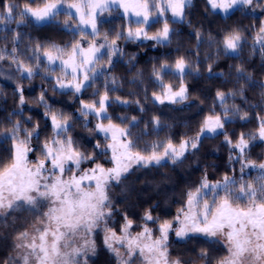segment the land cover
<instances>
[{
    "label": "snow or ice",
    "instance_id": "obj_1",
    "mask_svg": "<svg viewBox=\"0 0 264 264\" xmlns=\"http://www.w3.org/2000/svg\"><path fill=\"white\" fill-rule=\"evenodd\" d=\"M33 4L34 0H25L22 5L4 0L0 6V26H3L0 31L13 33L11 49L0 48V61H10L21 79L31 81L42 73L41 79L50 83L54 93L75 98L79 102L76 119L82 121L95 143L92 152L82 150L71 134L73 114L54 109L45 88L41 89L36 102L44 108L45 126L51 133L41 140V124L33 122L31 115L24 117V88L16 84L18 108L9 113L8 126L0 123V147L5 143L9 145L4 149L9 154L8 162L0 165V227H15L18 212H27L35 220L31 230L25 228L16 233L14 254H9L3 264H90L98 252L95 240L98 230L103 232V246L116 264H136L137 260L140 264H188L179 256H171L170 233L180 240L203 236L208 241L219 242L217 238L222 236L227 255L216 264H264V162L253 161L248 155L257 141L264 144V115L256 112V130L240 132L235 140L225 131L226 124L236 119L250 122L249 111L236 104L229 105L230 98L239 96L247 103V91L259 88L261 100L249 104V108L264 111V80L257 81L243 61L230 65L229 75L233 70L235 73L234 87L217 88L213 107L200 121L194 135L185 134L178 141L166 135L141 148L144 136L153 133L158 136L171 125L164 123L159 115H152L146 122L135 115L118 116L117 123L109 114L113 104L131 103L139 112H146L145 103L139 99L110 96L122 87L120 78L113 73L114 58L124 55L119 41L147 40L166 47L175 32L171 23L186 20V9L191 7L192 0H41L40 4ZM207 4L213 12L226 16L244 8L252 11L260 8L264 13V0H207ZM113 7L122 9L126 24L111 34L101 32L98 18ZM62 14L66 19L60 21L58 17ZM26 22L55 23L70 33L72 39L64 44L29 41L26 58L21 59L22 34L8 29V25L16 24L19 28ZM154 24L161 27L150 34L149 29ZM195 36L199 44L202 40L199 29ZM0 38L7 40V36ZM246 39L238 27L226 31L219 41L209 34V44L217 48L216 58L207 66L209 78L225 76L223 72H214L213 64L221 54L240 60ZM257 45L264 57V20L254 36L253 51ZM142 75L137 71L130 83L142 82ZM168 75L178 79L179 85L166 82ZM200 75L198 62L184 55L153 64L151 77L157 90L151 93V102L184 104L191 99L186 78ZM98 82H102L100 86ZM228 82L225 79V83ZM89 89H93L92 99L85 101L81 97ZM148 100L145 89L144 101ZM216 104L220 112L215 110ZM13 116L20 118L13 120ZM89 117L96 121L92 128H89L92 122ZM133 129H139V133L134 134ZM219 135H223L229 147L230 163L240 164L239 178L235 169L233 174L225 173L216 181H210L205 173L194 188L186 191L182 206L171 220H161L148 208L141 217L138 232L132 231L136 222L126 212L119 233L109 226L116 211L110 195L113 185L124 184L140 169L182 164L189 153L199 150L204 139ZM99 137H103V143ZM37 152L35 159L29 158ZM101 156L112 166L105 167L98 162ZM89 162L91 167L82 168ZM251 169L257 170L258 175L245 179L246 170ZM198 258L209 264L208 249L201 248Z\"/></svg>",
    "mask_w": 264,
    "mask_h": 264
},
{
    "label": "trees",
    "instance_id": "obj_2",
    "mask_svg": "<svg viewBox=\"0 0 264 264\" xmlns=\"http://www.w3.org/2000/svg\"><path fill=\"white\" fill-rule=\"evenodd\" d=\"M14 2L22 5L25 0H14ZM40 2L41 0H34L33 6L40 4ZM3 3L4 0H0V6ZM0 11H2V7H0ZM110 13V16L108 12V17L102 18L98 23L101 32L109 31L111 34L126 24L120 13L114 9H111ZM186 14L187 18L182 23H171L170 21L175 32L171 37V43L166 47L155 45L153 41H119L124 55L114 58L113 73L120 78L122 87L115 93H110V96L119 95L129 100L139 99L142 103H145L146 112H139L137 106L131 103L128 105L113 104L109 108V114L113 116L114 120L118 116L131 117L135 115L144 122L150 120L152 115H159L164 123L171 125V128H165L158 136L155 133L144 136L140 142L141 148L146 147L153 140L164 139L166 135H172L177 141L185 134L194 135L198 130L200 121L205 115L209 114L210 109L213 107L217 88L227 90L234 87L233 78L235 73L233 70L231 75H229L230 65L234 66L243 61L245 67L252 72L257 81L264 80V57L261 56L258 45L256 50L253 51L254 36L259 29L261 20H264V13H262L260 8H256L255 11L244 8L231 12L226 16L218 11L213 12L207 4V0H192V5L186 9ZM65 19L66 16L63 14L58 17L60 21ZM189 22H191V26H189ZM159 27H161L160 24H154L149 29L150 34ZM235 27L242 29L247 38L240 53V60L228 58L221 54L219 60L213 64V70L214 72H223L225 76L209 78L207 66L217 56L216 46L214 44L210 45L208 42L209 34L211 33L216 38V41H219L226 31ZM8 29H15L22 34V42L19 47L21 59L26 58V50L30 46L29 41H39L41 43L55 41L59 44H64L72 39L70 33L65 32L55 23L36 24L34 22H26L20 25L19 28H17L16 24L8 25ZM196 29H199L202 33V40L199 44L195 36ZM12 35L11 31H0V37L7 36V40L0 38V48L7 46L9 50L11 49ZM178 55H184L199 64L201 75L199 77L189 76L185 80L191 99L184 104L178 105L167 103L165 105L153 104L150 99L151 93L157 90V86L151 77L153 64H158L165 59L172 61ZM133 56H135V59H131ZM129 60H131V63L128 62ZM137 71L143 74L142 82L138 81L136 84H132L130 81ZM41 76L42 73L36 75L31 81L21 79L20 74L15 70V66L10 64V61H0V123L8 126L9 113L18 108V95L15 92V88L16 84L20 83L24 88L26 99L24 117L31 115L33 122H40L43 129L41 140L46 135H50L51 129L45 126V118L42 115L44 108L36 102L41 89L45 88L47 89L49 104L54 109L73 114L74 127L71 134L80 143L82 150L92 152L95 140L88 130L83 127L82 121L76 119L78 115L76 109L79 107V102L71 97L70 94L61 95L58 92L54 93L50 83L42 80ZM225 79H228L229 82L225 83ZM165 80L174 86L179 85V80L171 75L166 76ZM101 83L98 82L97 86H100ZM145 89H147L149 96L147 102L144 101ZM92 91L93 89L87 90L82 94L81 98L85 101L92 99ZM129 93H134V95H129ZM260 93L261 89L259 88L248 90L246 93L248 97L247 103L239 96L228 100L229 105H239L250 113V122L236 119L234 122L226 124L225 131L233 140L240 132L248 133L256 130L255 113L260 112L261 115H264V111H261V108L250 109L249 104L260 102ZM215 110L217 112L221 111L218 104H216ZM19 118L16 116L12 117L13 120ZM89 119L92 121L89 124V128H92L95 120L92 117H89ZM115 122L119 123L118 120H115ZM143 126L142 122L140 128L142 129ZM133 133L138 134L139 129H133ZM99 139L103 143V137H99ZM33 143L35 144L36 142L34 141ZM256 145L250 149L248 155L251 160L259 162L264 157V149L263 144L259 141L256 142ZM7 147H9L7 143L0 147V165L8 162L9 154L4 150ZM37 154L38 152L34 153L35 156ZM229 155V147L224 143L223 135H219L214 138L204 139L199 150L195 154L189 153L188 158L182 164L171 165L169 163L165 167H152L151 169L135 171L124 184L113 185L110 190L116 211L109 222V226L119 233L120 225L123 223V213L126 212L136 222L132 231L138 232L140 230L138 225L141 223V217L144 210L148 208H152L153 215L159 216L161 220H171L176 215L178 208L182 206L186 191L194 188L205 173H207L210 181H216L221 179L225 173L233 174L232 170L235 169V175L239 178L240 164L235 161L230 163ZM98 162L104 166L110 164L109 160L103 156L99 157ZM86 165H91V163L89 162ZM257 175L258 172L255 169L246 170L245 179L255 178ZM125 184L128 186L127 189L124 187ZM157 204H159V207H155ZM23 218L28 224L32 219L28 214L24 215ZM150 226L155 228V225ZM9 228L11 227H8L7 230ZM12 229L9 232L11 235L5 230L0 234V237H4L5 240L11 238L19 229V223L15 224ZM97 232H99L100 240L96 243L98 252L90 260V264H116L115 259L102 245L103 232L99 230ZM218 243L208 241L201 236L189 237L184 240L169 237V251L172 256H179L188 264H193V262L197 264L201 262L198 258L199 250L207 248L210 257L209 264H216L219 253L225 251V247L220 246ZM2 255L3 252L0 253V262L2 261ZM136 264H140L139 260L136 261Z\"/></svg>",
    "mask_w": 264,
    "mask_h": 264
},
{
    "label": "rangeland",
    "instance_id": "obj_3",
    "mask_svg": "<svg viewBox=\"0 0 264 264\" xmlns=\"http://www.w3.org/2000/svg\"><path fill=\"white\" fill-rule=\"evenodd\" d=\"M115 10L116 12H118V13H120V15H122V9H118V8H116V7H113L112 8V10ZM111 11V10H110ZM110 11H109V16H110ZM219 12V11H218ZM221 14H224V13H222V12H220ZM169 16H170V13L168 14ZM123 16V15H122ZM104 17H108V12H105V13H103L99 18H98V23H99V21L102 19V18H104ZM108 19V18H107ZM110 19V18H109ZM133 27H134V25H133ZM122 28H119V29H116V31H118V30H121ZM145 41H147V40H145ZM122 42V41H121ZM125 42V41H124ZM120 44V43H119ZM95 122L96 121H94L93 122V124H95ZM263 149H264V144H263ZM35 155L34 154H30V159H35ZM259 162H264V157H263V159L261 160V161H259ZM258 162V163H259ZM92 165H86V164H84V165H82V168H89V167H91ZM112 165H111V163L109 164V165H107V166H105V167H111ZM26 214H28V215H30L31 217H32V219H31V221H29V224H28V222L27 221H25L24 220V215H26ZM16 215V220H15V224L17 225L18 223H19V229L16 231V233L17 232H19V231H23L25 228H28L29 230H31V224L34 222V220H35V217L34 216H32L31 214H29V213H27V212H18L17 214H15ZM10 222H11V218H10ZM8 228V227H7ZM7 228H4V227H0V234H2L3 233V231H5V230H7ZM13 227H11V228H9L8 230H7V232H8V234L9 235H11V233H9V232H11L13 229H12ZM158 234V233H157ZM16 234H13V236L11 237V238H9V239H6L5 240V238L4 237H0V253H2L3 252V257H2V261L0 262V264H3V261L9 256V254H14V251H13V238H14V236H15ZM169 237H174V238H176V236H175V234L174 233H170V235H169ZM201 237H203V236H201ZM204 238V237H203ZM218 240H219V245L220 246H223V247H225L224 246V238L222 237V236H220V237H218L217 238ZM9 240V241H8ZM95 240H96V243L98 242V241H100L99 240V232H97L96 234H95ZM102 245H103V243H102ZM227 255V250H226V248H225V251H222V252H220L219 253V257H218V260L219 259H221V258H223V257H225ZM172 256V255H171ZM172 257H174V256H172ZM217 262V261H216ZM197 264H204V262L203 261H201L200 263H197Z\"/></svg>",
    "mask_w": 264,
    "mask_h": 264
}]
</instances>
